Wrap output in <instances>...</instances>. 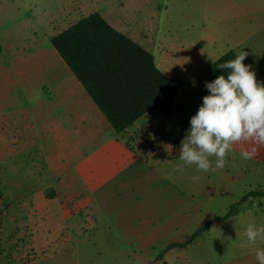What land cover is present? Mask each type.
<instances>
[{"label": "rangeland", "instance_id": "rangeland-1", "mask_svg": "<svg viewBox=\"0 0 264 264\" xmlns=\"http://www.w3.org/2000/svg\"><path fill=\"white\" fill-rule=\"evenodd\" d=\"M95 12L149 51L156 65L162 67L163 58L169 56L185 80L196 82L198 94L191 113L184 126L175 129L173 140L170 128L160 127L166 134L157 136V122L159 126L167 118L151 112L130 128L131 134H138L139 129L148 127L145 143H137L141 149H136L130 141L128 149L131 138L115 133L97 114L85 91L80 97L71 80L76 78L49 37ZM219 18V0H0V138L2 134L10 138V130L17 128L28 131L31 139L35 135L34 143L43 146L22 151L23 165L14 166L12 149L3 148L0 139V264H186L176 262L175 257L192 258L205 252L201 238L200 246L170 251L163 263L159 254H166L162 252L164 244L143 249L134 241L129 245L128 235L117 224L120 216L133 227L162 224L173 209L209 210L223 216L244 194L235 179L222 178L224 169L234 177L238 159L235 147L222 170L197 172L194 166L184 167L178 160L190 119L203 97L209 95L205 88V83L212 81L208 66L228 50ZM5 74L8 82L3 80ZM60 82L65 84V100L56 102L55 89ZM40 99H44L43 105ZM55 116L66 130L63 136L69 162L52 183L50 172L33 156L44 153L55 158L49 149L52 140L43 133L45 125H55L51 120ZM169 143L175 152L167 148ZM137 160L147 166V175L136 184L101 196L105 186L123 176ZM211 160L214 163L215 157ZM178 164L182 172L175 170ZM18 171L27 190L20 196L10 186ZM1 180L9 184L11 193L7 196L1 192ZM35 186L46 190L28 191ZM50 200H58L59 207L64 208L56 217L62 216L68 224L70 242L63 241L62 233L54 234L46 227L50 220L47 209H59Z\"/></svg>", "mask_w": 264, "mask_h": 264}, {"label": "crops", "instance_id": "crops-1", "mask_svg": "<svg viewBox=\"0 0 264 264\" xmlns=\"http://www.w3.org/2000/svg\"><path fill=\"white\" fill-rule=\"evenodd\" d=\"M219 5L220 29L226 33L228 42L227 51H234L237 55L241 51L248 52V56L243 63L245 65H251L252 70L256 72L257 81L259 83H264V0H219ZM64 15L65 14H63V16ZM49 39H51V37H49ZM161 64L162 67H159L158 65L157 67L168 78H178L184 81L183 85L177 90L175 105L171 116L166 117L167 119L165 121H161V123L159 122V126L157 122V136L163 137V134H166V132L161 133L160 127L170 128L169 133H171V140H173L174 138L172 137H174L173 133H175V129L184 126L186 123V116L191 113L190 109L198 91L194 79L185 80L183 77L184 73L182 70H178V66L175 64L173 65L171 57H164ZM44 66H46V64H44ZM3 80L5 82L9 81L6 74ZM71 80L74 83L75 88L80 90V97H82V91H84L82 85L76 79ZM64 89L65 84L60 82L55 89L56 102H59L60 100L62 101L63 99L65 100V96L62 95V91ZM46 91L48 94H51L49 89L46 88ZM40 104H44V99H40ZM95 108L97 107L95 106ZM96 112L104 118L99 110ZM30 119H33V117ZM51 120L55 125L51 126L49 123V126L47 127L44 123L45 126L43 133L49 140H52L49 149L54 152L55 158L52 160L44 153L34 154L33 157L37 156V159L39 160L38 163L43 165L46 171L50 172L53 183L55 179L61 175L63 169H65V166L69 162V152L63 136L65 129L62 127L61 120L56 116L55 119L52 118ZM130 128L125 132L120 133L127 134L131 138L129 139L128 144H126V147L129 149L128 145L131 141L130 144L135 145L136 149H141L138 148L137 143H145V140L149 136L147 135L149 131L147 130L148 127L146 128L145 126L143 129H139L138 134H131ZM10 133V138L7 135L2 134L0 139L2 141L1 146L3 148L12 149V160H14V166L23 165L20 159L22 151L30 147L34 150L43 147L41 143L38 145L34 143V138H36V136L34 135V138L31 139L28 131L21 132L16 128L11 129ZM117 143L118 141H115V146H117ZM234 147L238 151V159L236 161L235 169L236 172L234 177H231L228 174L229 170L224 169L222 172L223 180L235 179L242 187L241 189L244 193L242 196L252 190L264 191V148H261L259 150V154L255 155L252 159L245 160L240 155V145H235ZM74 148L75 151L78 150V147L75 146ZM167 148L171 149L172 153L176 150V148L173 149L174 147L170 143L167 144ZM28 158L29 160L31 159L29 155ZM139 160L132 163L130 169L125 170L126 172L123 176L114 178L109 185H106L101 196H107L130 186V184H136L145 175H147L146 171H148V168L145 170L146 165L143 161ZM17 173L18 178H13L12 181H10V186L12 188V192L15 193V195L20 196L24 194L23 192H27V190L24 186L25 180L21 179L22 176H20V171ZM24 177L26 178L27 176ZM1 182V192L7 196L8 192L11 193V191L8 190L9 184H7V181L5 180H1ZM45 190L46 188L42 186L30 187L28 189L29 192L35 193H42L43 191L45 192ZM253 202L255 203H243L237 214L231 216L223 223L214 224L206 231L200 233L191 244L184 247L190 248L192 245L200 246V239L202 238L205 240L203 241L205 246L204 253H198L192 258L186 255H179L176 256L174 260L176 262L186 264H196L198 261H217V264H258L255 257V249L257 247H264V244H261L259 241H257L256 244H249L246 237L243 236V231L247 227L248 223H255L257 225L264 224V199L259 198ZM49 203H55V205L59 207L58 200H50ZM62 209L64 208L59 207V209H53L51 212L47 209V215L50 220L46 227L53 231L54 234H63V241L70 242L71 238L68 233V224L62 216L56 217L57 214L61 215ZM213 216L218 215L212 214L209 210L203 212L201 209H173L170 210L168 217L162 224L152 225L141 223L140 225L133 227L124 216H120L117 226L125 235H128L129 245H131L132 241H134L141 249L152 247L157 244H164L166 247L171 243L183 242L196 229L213 218ZM213 227H216L219 231H211ZM53 236L54 240L57 239V235ZM184 248H173L165 252L166 254L160 257V261L165 263L166 255H168L170 251Z\"/></svg>", "mask_w": 264, "mask_h": 264}, {"label": "trees", "instance_id": "trees-1", "mask_svg": "<svg viewBox=\"0 0 264 264\" xmlns=\"http://www.w3.org/2000/svg\"><path fill=\"white\" fill-rule=\"evenodd\" d=\"M50 43L115 133L125 132L151 112L171 116L177 90L184 81L168 78L149 51L113 28L99 13L80 18L52 36ZM2 51L0 42V54ZM236 56L230 50L213 61L208 66L211 80L226 76L217 67ZM259 198L264 199V191L247 192L225 215L213 216L186 240L171 243L162 252L186 247L200 233L237 214L243 203L252 204Z\"/></svg>", "mask_w": 264, "mask_h": 264}, {"label": "clouds", "instance_id": "clouds-1", "mask_svg": "<svg viewBox=\"0 0 264 264\" xmlns=\"http://www.w3.org/2000/svg\"><path fill=\"white\" fill-rule=\"evenodd\" d=\"M247 56L248 52L241 51L235 59L220 63L217 68L226 76L205 83L209 95L203 97L180 142L178 160L184 167L194 166L197 172L222 170L235 145H240L245 160L264 148V83L257 81L251 65L243 63ZM175 170L184 169L178 164ZM243 236L249 244H264V224L248 223ZM255 257L258 264H264V247L255 249Z\"/></svg>", "mask_w": 264, "mask_h": 264}]
</instances>
